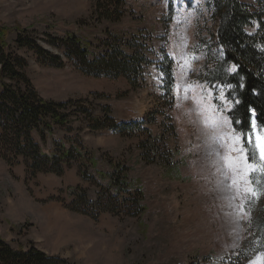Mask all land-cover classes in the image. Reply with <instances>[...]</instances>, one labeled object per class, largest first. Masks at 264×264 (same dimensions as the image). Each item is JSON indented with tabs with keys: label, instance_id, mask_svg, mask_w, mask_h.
Returning a JSON list of instances; mask_svg holds the SVG:
<instances>
[{
	"label": "rangeland",
	"instance_id": "rangeland-1",
	"mask_svg": "<svg viewBox=\"0 0 264 264\" xmlns=\"http://www.w3.org/2000/svg\"><path fill=\"white\" fill-rule=\"evenodd\" d=\"M96 5L97 0H0V32L5 29L8 49L25 59L37 93L56 103L73 101L59 110L67 114L65 124L47 131L46 139L34 131V139L48 155L59 144L74 150L62 170L38 171L0 144V242L19 251L35 247L69 264H264V161L256 151L255 172L245 176L225 159L237 157L229 151L228 135L241 132L230 115L237 102L232 85L212 81L216 62L224 58L213 0H126L119 21L100 17ZM24 28L35 31L63 65L19 48L16 38ZM256 29L257 23L248 28ZM48 34L77 37L90 60L111 46L130 55L132 44H141L150 63L135 83L124 75H89L49 45ZM162 52L173 61L171 91ZM3 81L10 82L0 77V92ZM210 108L228 121V135L206 148L198 134ZM106 114L116 127L92 128ZM256 116L252 110V150L255 136L264 135ZM200 160L207 172L199 170ZM219 169L216 184L210 176ZM249 187L255 195L245 191Z\"/></svg>",
	"mask_w": 264,
	"mask_h": 264
},
{
	"label": "trees",
	"instance_id": "trees-1",
	"mask_svg": "<svg viewBox=\"0 0 264 264\" xmlns=\"http://www.w3.org/2000/svg\"><path fill=\"white\" fill-rule=\"evenodd\" d=\"M125 1L97 0L98 14L102 18L119 21L125 13ZM213 6L214 16L220 22L217 44L221 46L224 58L216 62L215 70L211 73L214 75L212 81L232 85L237 99L230 112L232 122L238 131L247 134L251 129L252 110L256 112L258 125L264 127L261 124L264 121V0L258 1L257 5L243 3L240 0H213ZM254 23H257V29L251 33L248 28L253 27ZM3 32H0V77H6L10 82L3 81V90L0 92V128L4 132L0 144H6V147L13 148L18 154L23 155L38 171L54 168L62 170V164L70 161L74 150H67L64 145L59 144V148L51 155L45 154L34 139V131L46 139L47 131L51 132L55 125L66 123L67 114L60 113L59 110L66 109L73 101L56 103L44 100L27 75L25 59L14 55L8 49L9 43ZM34 33L35 31L27 28L19 31L16 38L17 46L33 50L48 64L62 66L60 55L44 48ZM47 36L49 39L46 42L49 45L61 49L67 58L74 60L79 68L89 75L109 78L124 75L135 83L143 77L144 64L150 63V59L143 51L145 47L141 44L134 43L140 45V48L132 44L134 53L130 55L119 47L111 46L103 55L90 60L77 37L60 38L50 34ZM133 37L137 38L136 35ZM166 54L162 52L165 60L163 71L166 75V84L171 91L173 61ZM231 65L237 67L233 73L229 71ZM216 75L220 77H215ZM105 111L110 113V107H105ZM112 119L111 117L95 119L92 128H114L116 126ZM116 179L115 184L119 185V177ZM125 190L127 189L124 188L123 191ZM107 196H111L109 198L116 205L122 206L116 201V196L108 194ZM0 260L4 264H69L67 260L51 257L35 247L28 251H19L2 242Z\"/></svg>",
	"mask_w": 264,
	"mask_h": 264
},
{
	"label": "snow or ice",
	"instance_id": "snow-or-ice-1",
	"mask_svg": "<svg viewBox=\"0 0 264 264\" xmlns=\"http://www.w3.org/2000/svg\"><path fill=\"white\" fill-rule=\"evenodd\" d=\"M211 123L217 129L223 128L224 124L228 123V121H211ZM207 124V121H206ZM264 125V121L261 122ZM252 130L253 133L256 131V121H252ZM233 131H237L233 129ZM228 135V134H225ZM228 139L231 141V147L229 149L230 152H236L237 157L233 159L231 156L225 157L227 160L228 167L233 169L238 173H243L245 176H250L253 172H255V165L251 163L252 160L255 159V152H259V157L261 161H264V135L257 134L255 136V149L249 150L251 145L253 144L252 134H246L241 132L239 135H228ZM240 161H245L243 166L240 165ZM245 184H250L251 180H244ZM232 185L236 186L237 191H239V182L236 178L232 180ZM245 191L252 192L255 195V191L252 188H245ZM242 209V205L240 206ZM243 214V213H242Z\"/></svg>",
	"mask_w": 264,
	"mask_h": 264
},
{
	"label": "bare ground",
	"instance_id": "bare-ground-1",
	"mask_svg": "<svg viewBox=\"0 0 264 264\" xmlns=\"http://www.w3.org/2000/svg\"><path fill=\"white\" fill-rule=\"evenodd\" d=\"M179 53V52H178ZM201 101V100H200ZM203 103V101H201ZM210 120L206 125L200 126V131L198 134V142H200V145H204L206 148H209L214 141H218L219 139H222L223 135L227 133V124H224L223 128L217 129L214 127V125L211 123V121H225L223 119H220L217 115V113L210 108ZM206 115V114H205ZM214 145V144H213ZM199 170L207 172V162L205 160L199 161ZM222 170L219 169L216 173H212L210 176V179L213 180L216 184L220 182V177ZM200 217H198L199 220ZM177 237V236H176ZM176 237L174 238L176 241ZM179 241H176V244H178ZM175 250H178L179 248L174 246Z\"/></svg>",
	"mask_w": 264,
	"mask_h": 264
}]
</instances>
